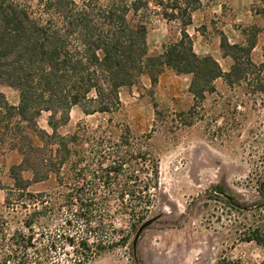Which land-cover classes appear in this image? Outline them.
<instances>
[{
	"label": "trees",
	"instance_id": "16d2710c",
	"mask_svg": "<svg viewBox=\"0 0 264 264\" xmlns=\"http://www.w3.org/2000/svg\"><path fill=\"white\" fill-rule=\"evenodd\" d=\"M202 1L0 0V85L18 93L17 105H11L0 92V147L7 144L22 155L10 168L6 204L13 201L23 210L20 227L0 245L4 263L87 264L114 245L102 237L111 198L132 218L133 231L149 212L158 180L150 136L136 137L126 126L89 134L81 123L62 136L58 129L74 107L84 116H112L121 105V88L138 84L143 75L154 86L164 70L190 76L188 92L200 104L216 80L231 87L249 69L251 75L264 70V45L263 61L251 60L258 30L246 44H230L221 34L220 49L232 60L227 73L211 56L194 52L187 30ZM151 14L177 25L176 36L156 54L147 43ZM44 112L51 134L37 125ZM51 176L58 191L29 192ZM246 240L264 247V224L251 227Z\"/></svg>",
	"mask_w": 264,
	"mask_h": 264
},
{
	"label": "rangeland",
	"instance_id": "374dc122",
	"mask_svg": "<svg viewBox=\"0 0 264 264\" xmlns=\"http://www.w3.org/2000/svg\"><path fill=\"white\" fill-rule=\"evenodd\" d=\"M196 12L202 21L195 30L215 47L221 34L230 44H246L258 30L251 60L261 63L264 0H203ZM147 22L148 48L156 54L176 36L177 25L157 14ZM251 71L231 87L216 80L214 92L200 104L188 92L190 76L164 70L154 86L143 75L138 84L121 88V105L112 116H84L78 107L71 110L66 125L58 129L60 135L73 134L80 123L89 134L126 126L136 137L150 136L158 162L153 202L137 229L146 220L158 217L156 221L133 249L137 230L131 229L132 218L122 214L111 198L102 237L114 245L87 264H262L264 247L246 240L251 227L264 224V89L258 91L264 86V70L254 75ZM0 92L17 105L15 90L0 85ZM48 117L42 113L37 125L51 134ZM21 161L18 150H9L7 144L0 147V245H6L5 235L20 227L23 210L13 201L7 206L6 193L13 184L10 168ZM22 175L31 179L30 172ZM56 191L54 176L29 188L32 193ZM121 237L126 238L124 244L118 242ZM0 264L10 263L0 258Z\"/></svg>",
	"mask_w": 264,
	"mask_h": 264
},
{
	"label": "crops",
	"instance_id": "0c3cea01",
	"mask_svg": "<svg viewBox=\"0 0 264 264\" xmlns=\"http://www.w3.org/2000/svg\"><path fill=\"white\" fill-rule=\"evenodd\" d=\"M239 9L241 10V8ZM201 21H202L201 13L195 12L192 16V24L188 27L187 30V33L189 34V36L192 38L193 41L194 52L200 57L211 56L219 64L223 73L229 72V69L232 65V60L229 57L224 56V54L220 49V42L218 41L215 47L214 42L210 43L208 40H205L202 37V35H200L199 31L195 30L197 29L196 23ZM190 28L191 30H189ZM263 45H264V41L261 43V48L263 47ZM256 47H257V43L252 51H255ZM259 56L262 62L263 61L262 51Z\"/></svg>",
	"mask_w": 264,
	"mask_h": 264
},
{
	"label": "water",
	"instance_id": "95a60500",
	"mask_svg": "<svg viewBox=\"0 0 264 264\" xmlns=\"http://www.w3.org/2000/svg\"><path fill=\"white\" fill-rule=\"evenodd\" d=\"M158 217H154V218H151L149 220H146L145 222H143L139 228L137 229L136 231V234H135V237L133 239V249L135 248L136 246V243H137V240L138 238L140 237L141 233L147 228L149 227L152 223H154L156 221Z\"/></svg>",
	"mask_w": 264,
	"mask_h": 264
}]
</instances>
